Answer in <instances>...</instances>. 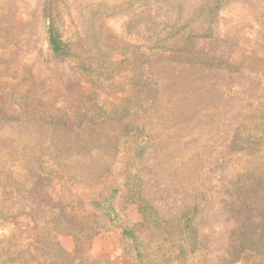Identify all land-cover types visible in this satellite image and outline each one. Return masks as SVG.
<instances>
[{
  "label": "rangeland",
  "instance_id": "374dc122",
  "mask_svg": "<svg viewBox=\"0 0 264 264\" xmlns=\"http://www.w3.org/2000/svg\"><path fill=\"white\" fill-rule=\"evenodd\" d=\"M123 126L148 141L146 204L124 187ZM251 183L264 193V0H0V264H139L118 223L140 264H264V242L236 256L231 190ZM112 194L118 222L92 205ZM196 205L191 251L152 224Z\"/></svg>",
  "mask_w": 264,
  "mask_h": 264
},
{
  "label": "trees",
  "instance_id": "16d2710c",
  "mask_svg": "<svg viewBox=\"0 0 264 264\" xmlns=\"http://www.w3.org/2000/svg\"><path fill=\"white\" fill-rule=\"evenodd\" d=\"M46 36L48 39L50 50L53 52V54L59 55L65 53V49L60 42L59 36L57 35L55 29L50 25L47 26L46 28ZM208 61L211 62V60L209 59ZM208 61L206 64H208ZM145 80L148 86L155 88L156 84L153 81H151L149 75L146 74ZM157 92L154 95L156 97L158 95ZM132 111L136 112V109L133 108V109H127V111L125 110V115L132 113ZM109 121L112 120L109 119ZM116 121L119 122L121 121V119ZM143 134H144L143 131H139L133 127L130 128L129 126H123L118 148L120 150L123 149V151L125 150V152L127 153V157L125 159L126 181L124 183V187L128 190V193L131 194V198L135 197L139 200H142L144 204H146L142 190V186L144 184L143 176H142V170H143L142 154L145 151L148 141L146 142L144 140L140 141V136ZM53 173H54L53 171H50L49 173L45 174L42 177L40 176L41 172L39 171L36 175L40 179V183L44 187H48L49 189L52 186H54V184H56L58 178H61L62 180L66 178V174L56 176L58 174L57 173L53 174ZM36 175L34 174V176ZM54 175L55 177H53ZM92 177H95V175H92ZM261 185H263L264 187V184L261 183ZM252 187H256L254 183H251L249 184L248 187L243 188V192L245 193L241 197L240 196L238 197L235 187L234 189L231 190V194L233 195V198L235 199L237 197L239 202L241 201L238 207H240L242 211L246 212L245 215L247 216L246 221L244 223L245 228H243L245 229V231H243V235L245 236V238L244 241H242V244L238 248L239 250L236 253L238 259H242L241 255L247 253L248 250L255 251L257 249L256 245L260 242H264V239L260 238L261 235L264 234V222L259 224L253 219L255 217V211L260 204H262L261 207L262 210H264V193H261L258 189H253ZM48 193L46 192V195ZM112 199H113V194L102 201H94L92 205L95 207V209L102 212L106 217H108L110 221L118 222L119 216L111 205ZM236 202L237 200H235V205ZM197 206L198 205L194 206L192 209L183 213L180 216V218L177 220H172L167 222L160 221L158 218V214L154 211L150 213V218L154 217V221L152 222V224L153 226L157 224L155 229L157 232L160 233V235L172 234V230H174L175 233L173 234L175 235L174 237L176 241L187 243L188 244L187 246L191 248L190 249L191 251L194 249V241H195L194 232H192L191 226H192V221L194 219V215L196 213ZM252 213H254V215ZM118 224L120 226L123 239H125L127 242H129L132 245L136 258L139 260V264H140L142 259V251L140 249L139 239L137 235L135 234L134 230L124 227L121 223ZM171 225L172 228L176 226L177 229L170 230ZM261 229H263V232L261 231ZM84 230L85 229L81 227L75 228V234L77 240L76 250L78 253H80L83 256L91 249V246H86L85 244L87 236L86 234H83ZM262 248L264 249V245H262ZM94 261L95 260L93 257L87 256L86 261L81 260L78 262L79 264H95Z\"/></svg>",
  "mask_w": 264,
  "mask_h": 264
}]
</instances>
